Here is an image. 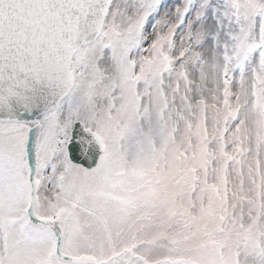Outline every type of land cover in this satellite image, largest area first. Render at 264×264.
Wrapping results in <instances>:
<instances>
[{
  "label": "snow or ice",
  "instance_id": "1",
  "mask_svg": "<svg viewBox=\"0 0 264 264\" xmlns=\"http://www.w3.org/2000/svg\"><path fill=\"white\" fill-rule=\"evenodd\" d=\"M0 264H264V0H0Z\"/></svg>",
  "mask_w": 264,
  "mask_h": 264
},
{
  "label": "rangeland",
  "instance_id": "2",
  "mask_svg": "<svg viewBox=\"0 0 264 264\" xmlns=\"http://www.w3.org/2000/svg\"><path fill=\"white\" fill-rule=\"evenodd\" d=\"M146 235H150V233L146 234Z\"/></svg>",
  "mask_w": 264,
  "mask_h": 264
}]
</instances>
